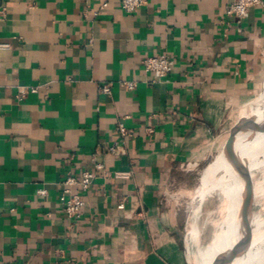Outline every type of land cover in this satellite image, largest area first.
Here are the masks:
<instances>
[{"label": "crops", "instance_id": "crops-1", "mask_svg": "<svg viewBox=\"0 0 264 264\" xmlns=\"http://www.w3.org/2000/svg\"><path fill=\"white\" fill-rule=\"evenodd\" d=\"M233 1L0 0V264H188L183 196L264 73V0L243 21ZM159 53L174 64L153 81ZM96 162L69 217L62 181Z\"/></svg>", "mask_w": 264, "mask_h": 264}, {"label": "bare ground", "instance_id": "bare-ground-1", "mask_svg": "<svg viewBox=\"0 0 264 264\" xmlns=\"http://www.w3.org/2000/svg\"><path fill=\"white\" fill-rule=\"evenodd\" d=\"M256 116L260 119L259 126L254 132H248L247 125ZM238 154L246 162V194L245 180L238 171ZM207 174L210 194H217L221 202L216 209L207 212L213 232L205 245H197L195 261L200 264H264V92L256 113L237 127L236 135L226 139ZM196 228L193 226L190 237L195 244L199 232Z\"/></svg>", "mask_w": 264, "mask_h": 264}, {"label": "built area", "instance_id": "built-area-1", "mask_svg": "<svg viewBox=\"0 0 264 264\" xmlns=\"http://www.w3.org/2000/svg\"><path fill=\"white\" fill-rule=\"evenodd\" d=\"M124 10L128 12L135 11L136 9L147 4L148 0H120ZM263 0H234L228 7L227 13L234 16L238 21H243L249 14L250 9L256 5H262ZM6 7L0 9V13H5ZM8 47V44L0 43V48ZM142 64L146 71L150 72L153 77V81H161L165 79L172 70L174 61L166 54H154L148 55L142 60ZM122 86L128 90H133L137 87V81L123 80ZM37 86L21 87L19 96L24 97L28 92H37ZM102 91L110 92L111 85L109 83L102 86ZM118 130L124 137L130 134L128 129L123 123L118 124ZM111 150H115V146L111 147ZM104 169V165L101 162H96L93 169L83 170L79 176L73 174L68 175L62 181V192L60 196V202L64 212L69 217H79L84 207V193L91 187L98 172ZM116 177L127 178L128 172L116 171ZM40 195L47 193V190L42 188L38 190ZM126 203L123 199L119 207L125 208Z\"/></svg>", "mask_w": 264, "mask_h": 264}, {"label": "rangeland", "instance_id": "rangeland-1", "mask_svg": "<svg viewBox=\"0 0 264 264\" xmlns=\"http://www.w3.org/2000/svg\"><path fill=\"white\" fill-rule=\"evenodd\" d=\"M264 92V73L262 75V81L260 87L249 95L241 104H239L230 114L226 126L223 128L222 133L219 137V141L216 146L212 157L208 165L202 169V171L197 176L195 183L191 185L189 190L185 191L183 196V205L185 209V220H184V239L187 238L186 247L188 250V256L192 261H195L194 254L197 253L198 246L205 245L211 238L213 232L212 224L207 220V212L212 209H216L218 204L221 202L217 194H210L211 190L209 188L208 182V171L211 169L212 165L221 153L222 144L228 139V137L236 135L237 127L242 126L243 123L248 122L252 116L256 113L257 107L259 105L260 96ZM257 102V107H254L252 114L247 115V117L236 124L238 118L243 113L244 108L251 102ZM236 124V125H235ZM207 192V193H206ZM256 209V206H254ZM206 224V225H204ZM195 226L199 232L197 234L198 243H193L194 239L191 237V230ZM196 228V229H197ZM192 239V240H191Z\"/></svg>", "mask_w": 264, "mask_h": 264}, {"label": "water", "instance_id": "water-1", "mask_svg": "<svg viewBox=\"0 0 264 264\" xmlns=\"http://www.w3.org/2000/svg\"><path fill=\"white\" fill-rule=\"evenodd\" d=\"M259 118L256 116L254 117L250 123L247 125V128H248V132H254L255 130H257L258 126H259ZM238 158V171L239 173L242 175L243 179L245 180V185H244V190H245V194H246V190H247V183H248V174L246 173V162H245V158L241 155V154H238L237 156ZM186 242H187V238L185 236V245H186ZM186 254H187V257H188V264H200L196 261H192L190 259V257L188 256V250H187V247H186Z\"/></svg>", "mask_w": 264, "mask_h": 264}]
</instances>
